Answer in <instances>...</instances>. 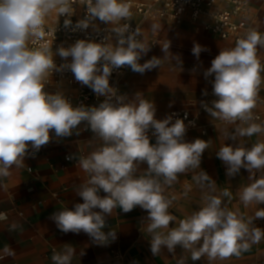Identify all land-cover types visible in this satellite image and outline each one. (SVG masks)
Returning a JSON list of instances; mask_svg holds the SVG:
<instances>
[{
    "label": "clouds",
    "instance_id": "clouds-1",
    "mask_svg": "<svg viewBox=\"0 0 264 264\" xmlns=\"http://www.w3.org/2000/svg\"><path fill=\"white\" fill-rule=\"evenodd\" d=\"M74 4L84 8V17L75 23ZM53 10L65 17L63 27L73 32L89 28L99 32L97 21L112 27L101 41L77 39L67 46L57 45L55 51L47 45L29 48L30 38L35 42L45 37V17ZM131 16L126 0H0V178L9 176L13 166L23 167L26 158H36L53 140L91 131L102 146L87 156L71 153L65 157L76 160L87 179L75 188V195L83 202L49 216L60 232H83L93 244L108 246L117 239L116 231H105L113 210L119 207L126 214L139 207L147 213L143 221H147L153 256L166 248L176 264H187V257L175 256L180 247L190 253L193 262L206 257L212 264L216 259L239 257L251 244L264 239V229L254 225V220L264 219V208L257 207L247 220L229 210L220 196L213 194L215 181L204 170L192 177L204 192L203 206L169 229L177 218L168 211L171 201L163 194L164 186H171L179 174L200 168L209 141L185 140L188 127L195 126L194 121L185 123L187 112L183 118L172 113L157 119L153 101L141 93L129 99L110 83L113 72L125 67L143 75L160 68L164 59L183 64L180 55L170 51V41L161 46L163 57L144 60L151 45L142 38L139 27L133 29ZM159 27L153 24L152 31ZM259 48H264V34L250 29L234 47L221 49L203 71L205 80L214 77L210 82L215 99L200 102L208 116L236 125L226 140L238 144L225 143L216 157L226 165L229 178L241 169L249 173L252 182L239 193L245 207L264 204V175L256 176L264 171V142L257 141L251 147L241 142V138L264 133V126L252 122L264 73ZM191 51L199 60L207 49L194 43ZM56 57L62 62L57 64ZM66 71L97 97H104L103 101L74 106L62 92L45 90L43 81L49 72ZM203 95H208L207 90ZM143 164L147 168L141 170ZM222 196L230 198L231 193L225 189ZM18 228L19 224L12 223L9 230ZM163 229L169 230L165 233ZM3 255L14 256L15 252L5 246ZM74 255V247L66 243L61 251L53 249L52 264H72Z\"/></svg>",
    "mask_w": 264,
    "mask_h": 264
},
{
    "label": "crops",
    "instance_id": "crops-1",
    "mask_svg": "<svg viewBox=\"0 0 264 264\" xmlns=\"http://www.w3.org/2000/svg\"><path fill=\"white\" fill-rule=\"evenodd\" d=\"M246 1L245 18L248 27L243 36L250 29L264 34V0ZM220 7L225 6L220 4ZM130 11L131 24L141 29L142 38L151 45V51L144 60L152 56L163 57L161 46L170 41V51L179 54L183 64L180 66L175 60L164 59L160 68L143 75L128 68L119 79L120 94H127L131 99L136 93H141L143 98L153 101L157 119H163L175 111H188L197 121L198 127L187 130L185 140L191 142L201 138L209 141L200 168L189 169L179 174L171 186H164L163 194L171 201L168 211L177 218L169 225V229L176 227L179 220L188 218L203 206L204 192L192 179L201 170L206 171L215 181L216 191L213 194L220 196L229 210L243 216L245 220L254 216L257 207L264 208V204L245 207L239 199L240 190L252 182L249 173L241 169L238 175L229 178L226 165L216 157V152L225 143L238 144V141L226 140V134L233 131L236 125L214 119L200 109L201 101L211 102L215 99L210 82L214 77L205 80L203 71L211 66L212 59L221 49L234 47V40L222 39L205 30L204 23L210 21L207 17L197 21L188 16L180 21L173 20L163 4H154L151 15L139 13L134 7ZM153 24L160 26L158 31H152ZM194 43L207 49L201 52L199 60L191 51ZM258 58L264 64V48L258 49ZM261 75L262 82L256 106L252 110V122L264 126V73ZM51 90L60 91L64 95L74 92L66 82L53 83ZM205 90L207 96L203 95ZM257 141L264 142V133L241 138L245 147H251ZM152 142H155L154 137ZM101 146L102 141L93 138L91 131H81L78 136L74 134L59 142L53 140L39 151L36 158H26L23 167L13 166L9 176L0 178V264H52L53 249L61 251L66 243L75 249L72 264H133L134 261L138 264H176L173 254L166 248L162 249L160 255H152L149 243L151 236L146 231L147 221H143L147 213L139 207L126 214L119 207L113 210L107 218L105 231H116L117 239L108 246L93 244L83 232L78 235L64 234L49 219L53 212L83 202L75 195V188L87 179V175L79 165L66 162L65 157L71 153L77 157L87 156ZM140 167L143 170L147 165ZM262 175L264 171L256 174L257 178ZM225 189L231 193L230 198L222 196ZM12 223L19 224L21 228L10 231ZM254 225L264 229V219L254 220ZM169 229L161 231L166 233ZM5 246L12 249L15 255L4 256ZM81 253L84 254L81 256ZM181 255L187 257V264H208L206 257L191 261L190 253L177 247L175 256ZM212 264H264V239L251 244L250 249L242 252L239 257L216 259Z\"/></svg>",
    "mask_w": 264,
    "mask_h": 264
},
{
    "label": "built area",
    "instance_id": "built-area-1",
    "mask_svg": "<svg viewBox=\"0 0 264 264\" xmlns=\"http://www.w3.org/2000/svg\"><path fill=\"white\" fill-rule=\"evenodd\" d=\"M150 3L135 2V0H126L129 3L130 8L134 7L139 13L146 15L152 14V9L154 4H163L164 9L168 12V15L175 21H180L184 17L188 16L190 19L197 21L201 18H210L209 22L204 23L205 30L211 32L214 35L221 37L222 39H233L234 42L238 38H242L243 32L247 29L248 23L245 18V12L247 10L246 0H151ZM220 4H224L225 7H220ZM73 8L75 10L72 20L75 23L76 20L84 17V8L79 4H74ZM65 17H59L55 10L49 13L45 17V22L43 29L46 33L42 40L33 41L32 38L28 41V47H42L47 45L50 50L55 51L57 45L64 43L65 46L74 43L77 39H91L95 41H101L108 35L107 25L100 24L99 21L96 23L99 25V32L93 31L89 28L86 32L76 31L73 32L70 29H65L63 27V21ZM124 23V21H121ZM133 29L136 27L132 24ZM115 43V39L111 41ZM57 64L61 63L59 57H56ZM128 68H122L115 70L110 78V83L119 90L120 85L119 79L127 72ZM45 90L49 92H57L51 90L52 84H59L60 82H66L74 92L73 94L65 95V97L71 101L74 106L83 104L85 106L98 105L103 101L104 97H97L91 89L86 86L80 85L75 81L72 73L66 71L63 74L49 72L45 77ZM202 111L203 108L200 107ZM188 113L187 120L185 123L188 124L189 121H194L195 126H189L188 130H192L198 127L197 121L192 118L188 111H175L172 113H177L180 118L184 117V113ZM171 113V114H172ZM84 125H81L83 128ZM151 136V133H149ZM38 154L36 155V157ZM66 162H71L73 165L77 166L76 160L69 161L65 158Z\"/></svg>",
    "mask_w": 264,
    "mask_h": 264
}]
</instances>
